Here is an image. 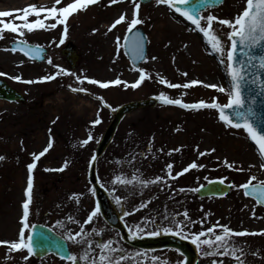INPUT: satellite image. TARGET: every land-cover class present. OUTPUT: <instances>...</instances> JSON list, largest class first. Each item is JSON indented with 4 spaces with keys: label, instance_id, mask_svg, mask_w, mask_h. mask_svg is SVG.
I'll return each mask as SVG.
<instances>
[{
    "label": "rangeland",
    "instance_id": "obj_1",
    "mask_svg": "<svg viewBox=\"0 0 264 264\" xmlns=\"http://www.w3.org/2000/svg\"><path fill=\"white\" fill-rule=\"evenodd\" d=\"M71 2V0H69ZM55 0H0V11H15L30 5L51 7ZM110 0H100L96 5H90L86 11L74 13L68 21V34L65 42L59 45L63 26L55 30H36L26 33L29 43L39 44L48 49L45 61L41 64L30 63L16 54L3 51L8 44L20 39L16 34H5L0 40V76L9 86L18 90L26 98L22 104L0 102V241H14L18 238L22 203L27 181V165L33 162V154H39L47 147L50 139L52 148L39 161L34 176V203L32 205L30 223L40 221L52 226L60 235L61 228L56 227L57 220L69 215L82 220L91 205V199H84L77 205L73 200H67V195L84 188L89 191L87 168L96 142L108 125L111 114L108 108H103L100 101L83 93H72L69 85L77 87L75 77L59 76L56 80L39 84H23L9 77L21 76L25 80H36L45 75L53 74L56 68L47 63L51 58L58 65L79 76L96 79L101 82L117 78L134 83L139 73L126 59L123 49L116 50V37L121 38V45L127 32V23L118 25L112 32L108 27L126 14L130 22L133 14L131 0L111 5ZM245 7V0H225L215 9L205 11L202 15H215L218 19H234ZM140 17L144 23L138 25L144 30L148 44L147 62L139 67L151 77L139 88L131 89L123 85L100 89L93 85H83L93 96H101L116 108L126 102L158 96L164 92L171 98H182L185 103H198L201 100L212 102L216 98L220 103L227 102V96L211 88H204L203 83L218 84L228 88L226 68L219 63L216 55H210V48L205 43L202 34L188 31L189 26L181 18L170 12L166 6L157 7L155 0L142 4ZM6 22L12 18H3ZM30 22L34 18H29ZM179 21V23L177 22ZM16 23H20L19 20ZM219 32L227 33L226 27L214 24ZM55 40L56 44H52ZM71 43L80 55V60L74 70L60 53L61 48ZM224 43L227 41L226 35ZM187 45V47H184ZM152 57H156L155 60ZM173 58H175L173 60ZM183 73H187L184 76ZM171 83L184 84L192 80L202 83L191 89H169L158 83L157 77ZM186 93V94H185ZM99 111L102 123L92 127V121ZM58 117V119H57ZM55 121V123H53ZM179 129V131H177ZM91 133L93 140L87 146H81V141ZM151 145V151L146 149ZM197 147L201 152L216 149L210 156L198 157ZM179 149V151H175ZM162 150V151H161ZM172 152L169 156L167 153ZM139 153L140 155H136ZM136 155V168H139L145 178L165 176L166 165H174L173 174L181 171L192 162L205 167L191 170L177 180H169L171 188L166 185L151 186L148 190L163 188L165 196H159V202L168 196L174 202V213L187 210L192 220L207 219L203 225L192 226L193 232L206 229L217 221L235 231L264 230V209L252 199L243 195L239 185L246 183L250 175H257L258 180H264V171L260 170V157L242 130L227 128L219 121L218 114L212 109L199 111L183 110L175 107L157 105L131 113L120 123L112 144L106 154L100 158L97 172L102 184H106L107 171L110 175L121 170L115 163L117 160H129ZM145 157H147L145 159ZM243 167L246 171L239 172L225 168L222 161ZM67 162L63 172L45 171L44 169H59ZM249 165H255L247 171ZM129 164L123 168L124 174L131 176L136 171ZM227 177L225 183L233 184L230 192L222 198L198 199L196 192H179L178 189H193L202 186L213 179ZM62 180L61 183L58 180ZM111 180L109 179L108 182ZM53 184L59 188L53 190ZM152 188V189H151ZM129 190H132L129 187ZM47 191L48 201L43 204L41 198ZM138 191V190H137ZM59 200L63 204L60 209L52 207ZM171 205V204H170ZM83 211L79 214V210ZM203 209V211H201ZM255 210V217L253 216ZM182 219V217H177ZM62 220V221H64ZM161 219H159L160 221ZM32 224V223H31ZM240 246L249 252L256 251L257 256L249 255L247 264H264V236H246L236 238ZM73 254L79 255L80 247L69 242ZM160 264H179L182 257L177 252H160ZM0 264H25L17 253L9 254L6 246H0ZM30 264H67L54 256L42 259L30 258ZM198 264H210V258L199 252ZM228 264V261H225Z\"/></svg>",
    "mask_w": 264,
    "mask_h": 264
},
{
    "label": "snow or ice",
    "instance_id": "obj_2",
    "mask_svg": "<svg viewBox=\"0 0 264 264\" xmlns=\"http://www.w3.org/2000/svg\"><path fill=\"white\" fill-rule=\"evenodd\" d=\"M99 2L100 0H71V2L69 0H55L54 5L51 7L34 4L15 11H0V40L5 39L6 33L16 34L17 37H20V39L14 42L13 47L4 48L3 51L12 53L21 52L31 60L43 59L44 49L39 45L33 46L23 39L26 33H33L41 29L50 31L55 30L58 26H63V32L57 46L62 45L69 31V18L74 13L86 11L90 5H96ZM122 2L124 0H110L109 6ZM131 3L134 10L130 22L126 21V14H121L108 27L105 35L112 32L113 29H116L122 23H127L128 33H132L138 25L144 23L140 17V9L144 0H131ZM220 3H223V0H155L157 7L166 6L170 12L182 17L184 21L194 26L189 27L188 31H196L202 34L205 43L211 50L209 54L216 55L219 63L226 68V77L229 83L228 88L218 84L208 83H203V87L206 89L211 88L218 93L224 94L227 96V102L222 104L216 98H212V102L201 100L198 103H185L182 98L174 99L164 92L155 96L154 99L163 105L178 106L185 110H215L218 113L219 121L227 128L243 130L247 138L254 142L258 148L261 161L259 165L260 170L264 171V115H258L254 108V105L257 103V97L264 98V0H245V7L234 19H218L215 15L211 14L207 16L202 15L204 10L215 7ZM5 17L12 19L6 22L3 19ZM30 17L34 18L31 22ZM17 20L20 23H16ZM177 22L179 23V21ZM214 24L226 27L229 31L222 34L214 28ZM225 35L230 44L226 45L224 43ZM115 43L117 52L120 51L122 46L125 54H130L132 57L133 71L139 73V78L134 83L129 84L119 78L101 82L96 79L87 78L86 76L82 77L58 65H54L51 58L47 59V63L56 68L53 74L45 75L36 80H25L19 75L9 78L23 84H39L54 81L59 76H73L78 86H68L72 93H83L92 96V99L100 101L103 108H109L110 105L104 101L103 97L93 96L83 85H93L100 89L123 85L125 89H137L145 81L151 79L144 69L136 66L137 61L147 62L144 54L145 37L139 32H136L133 36L126 35L123 45H121V38L119 36L116 37ZM52 44H56V41L53 40ZM184 47H187V45ZM152 59L155 60L156 57H152ZM4 75L6 74L0 72V76ZM183 75L187 76V73H183ZM157 80L158 83L169 89H191L194 85L202 83L198 80H192L184 84L171 83L159 76ZM245 92H248V96H245ZM101 123L102 120L98 111L96 119L92 121V127ZM92 140L93 136L89 133L87 138L80 142L81 146H87ZM52 146L53 144L50 139L47 147L38 155L33 154V162L27 165L28 175L24 191L25 199L22 203V217L19 221L21 226L19 228L18 238L14 241H0V246H6L9 254H19L25 264H30V258L37 255V239H43L42 236H39L34 231L37 225L30 223L31 209L34 203L33 172L37 168L36 161H39ZM148 150L151 151V145H149ZM175 151H179V149ZM196 151L198 152V157H205L212 155L216 149L213 148L210 151L201 152L197 147ZM136 155L140 154L137 153ZM136 155H131V159L126 161H115L121 171L118 174H114L110 181L112 185L111 194L115 204L120 205L122 208L129 199L137 195V190L138 194L142 197L144 190L149 189L151 186L166 185L171 188L172 185L169 183V180H177L191 170H199L205 167L194 161L174 175V165L168 163L166 165V178L165 176L157 175L155 178L148 179L144 177L143 172L139 168H136ZM167 155L171 156L172 152L167 153ZM4 159V156H0V161ZM96 159L95 155L90 158L89 168L94 171V180L99 182L101 177L93 168ZM125 164L136 168V171L130 177L123 172ZM222 165L229 170L246 171L243 167L237 166L234 162L230 163L227 159L222 161ZM67 166L66 162L59 169L44 170L63 172ZM253 167L255 165H249L247 171L250 172ZM226 179L227 177H224L215 183L224 185ZM210 183L213 182L210 181ZM101 187H103V184H101ZM129 187H131L132 191H128ZM227 187L234 188L236 186L230 183ZM238 188L243 190L245 197L252 198L258 206H264V180H258L257 175H250L247 182L239 185ZM121 190L127 193L124 197L116 194L117 191ZM162 190L163 188H161ZM89 191L95 196L96 189L94 187L90 188ZM178 191L181 193L186 191L199 192L200 188H180ZM80 199V194H72L70 196V200H73L77 205H79ZM151 202V199H141L138 205L133 206L129 210L122 211L121 220L136 215L137 212L147 208ZM59 207L60 205L58 204L57 208ZM101 214V206L99 203H96L95 207L88 212L83 222L73 215H69L64 221L57 220L56 227L64 231L62 240L77 245L82 249V252L77 255L63 248L60 260L66 261L67 264H144V261L148 259L147 254L140 251L129 253L120 243L123 237L119 236V233H117L119 239L106 238L109 235L106 228L100 227L97 224ZM255 215L256 213L253 209V216L255 217ZM177 217H182V219H178ZM206 219L207 216L201 221H194L191 219L189 212L184 210L183 212H176L174 215H169L167 212H164L162 213V219L160 221H157L156 217H146L139 223L131 226L125 220V227L128 230L127 239L136 240L143 238L145 234L153 237L164 234L180 236L181 239H190L191 244L195 246L198 252L206 258H210V264H225L226 260L228 264H247V257L249 255H259L256 251L249 252L245 247L240 246L236 238L264 236V230L259 232L247 230L235 231L227 225L220 224L219 221L206 229L202 228L198 232L191 230L192 226L197 223L203 225ZM71 225L77 226L78 230H74L70 227ZM156 260V257H152L150 264H155ZM179 264H183V262H179Z\"/></svg>",
    "mask_w": 264,
    "mask_h": 264
},
{
    "label": "water",
    "instance_id": "obj_3",
    "mask_svg": "<svg viewBox=\"0 0 264 264\" xmlns=\"http://www.w3.org/2000/svg\"><path fill=\"white\" fill-rule=\"evenodd\" d=\"M150 0H144V4L148 3ZM224 1V0H223ZM221 4V3H220ZM218 4L217 6H219ZM215 6V7H217ZM214 8V7H211ZM205 11V10H204ZM136 32H139L142 36L145 37V45H144V54L146 56V45L147 40L146 36L143 32V30L140 27H137L133 30L132 33H127V36H133ZM124 43V42H123ZM14 46V43L10 45V48ZM62 55L66 57L67 61L70 63L71 68L74 69L75 65L79 59V56L77 55L75 48L73 45L69 44L68 46H65L62 49ZM125 52V51H124ZM22 54L21 52H19ZM46 53V50H44L43 57ZM23 55V54H22ZM127 58L129 59L130 63L133 65L132 57L130 54H126ZM26 57V56H25ZM28 58V57H26ZM29 59V58H28ZM44 59V58H43ZM43 59L36 60L37 62L43 61ZM31 60V59H30ZM143 61H137L136 66H138ZM245 96H248V92H245ZM0 100H6L8 102H20L23 103L25 101V98L17 91L9 87L4 81L0 80ZM157 104H161L159 101H157L154 98H149L145 100H139V101H132L125 103L118 107L117 109L113 110L111 112L112 119L109 122L108 126L106 127L105 131L101 135L98 144L95 149L94 155L96 156V162L93 166L95 172H96V163L97 160L101 157V155L104 153L108 145L111 143L115 132L117 130V127L121 120L132 111L142 109L145 107H154ZM178 107V106H177ZM255 110L257 111L258 115H264V98L257 97V103L254 105ZM230 111V110H229ZM252 142V141H251ZM252 144L256 147L257 146L252 142ZM94 171L93 169L89 168L88 171V181L96 189L95 199L96 202L100 204L101 206V212L102 217L105 221H107L110 225L113 227H116L121 234L123 235V238L128 241L127 234L116 217L115 213L113 212L112 205L110 203V200L104 191V189L99 185V182H96L94 180ZM217 180L211 181L213 183H208L205 186L200 187V191L197 192V196L199 198L204 197H223L225 196L230 188L227 187V185H220L219 183H215ZM264 208V206H262ZM35 233L39 234V236H42L43 239L38 238L36 243V249H37V255L34 256L36 258H42L44 256H47L49 254H53L60 258V255L62 254L63 248H66L68 250V246L66 241L62 240L60 236L55 234L50 229L37 225L36 229L34 230ZM129 242V241H128ZM131 245L141 248V249H149V250H161L165 248H171L177 250L180 254L183 253L184 262L183 264H196L197 263V257L198 253L194 245L191 244V242L187 240H183L177 236L173 235H162L158 237H145V238H138L136 240H132L129 242ZM69 251V250H68Z\"/></svg>",
    "mask_w": 264,
    "mask_h": 264
},
{
    "label": "flooded vegetation",
    "instance_id": "obj_4",
    "mask_svg": "<svg viewBox=\"0 0 264 264\" xmlns=\"http://www.w3.org/2000/svg\"><path fill=\"white\" fill-rule=\"evenodd\" d=\"M106 176H107V178H109V176H110L109 170L107 171V175ZM58 181L61 183L62 180L59 179ZM104 188H105V190L107 189L106 191H107V193H108V195L110 197V200H111L112 204L114 205L115 212H116V214L119 217H121L123 210H129L133 206L138 205L139 202L141 201V199H143V200L151 199L152 200V202L148 205L147 208H144L140 212H137L136 215H134V216H130V217H126L125 218V220H126V222H127V224L129 226H131L133 224H136V223H139L141 220H143L146 217H156L157 221H159V219H162V213H164V212H167L169 215H174L175 214L174 213V208L175 207L173 208V205H172L173 204L172 202H174V200H172L170 196H168L162 202H159V196H165V193H167L164 190L159 191V190L155 189V190H150L149 191L148 189H146V190H144V194H143L142 197L138 194V191H137V195L134 198L129 199V201L126 204H124V206L122 208L120 205H116L115 202H114V199H113L112 194H111L112 193V185H111V183H107ZM52 189L53 190L55 189V191H57L59 188L56 186V184L55 185L53 184V188ZM128 191H132V190L128 189ZM47 193H48L47 191H44V195L45 196L41 198V203H43V204H45L48 201ZM75 193L81 195L80 202L81 201L84 202V199L89 200V198H90L91 202L93 203V206L95 207L94 202L92 201V194L90 193V191L87 192V191L81 190V191L75 192ZM116 194L120 195L121 197H124L127 193L125 191L121 190V191H117ZM58 204H60V201L56 200V205H58ZM75 211L77 213V210H75ZM81 212H84V211H81ZM81 212H79V214ZM86 216H87V214L83 213V217L85 219H86ZM76 218L78 219L77 216H76ZM84 218H82V220ZM82 220H80V221H82ZM125 220H121V222L124 225H125ZM37 223L44 225V223H42L40 221H37ZM97 224L100 227H105L106 228V231L109 234L106 238L119 239V237L117 236V233H119V232L116 229H114L111 226H109L101 218V216L99 217V219L97 221ZM71 227L74 230H78L77 226H75V225H71ZM126 230H127V228H126ZM127 232H128V230H127ZM119 236H121L120 233H119ZM144 236H149V235L145 234V235H143V237ZM120 243L128 250L129 253H135L137 251L146 253L148 259L144 261V264H150L152 257H156L157 258V260L155 261V264H160V257H159L160 252H170L171 251V250L145 251V250L133 248L130 245H128L127 243H125L123 240H120ZM80 250H82V249L80 248ZM171 252H173V251H171Z\"/></svg>",
    "mask_w": 264,
    "mask_h": 264
},
{
    "label": "bare ground",
    "instance_id": "obj_5",
    "mask_svg": "<svg viewBox=\"0 0 264 264\" xmlns=\"http://www.w3.org/2000/svg\"><path fill=\"white\" fill-rule=\"evenodd\" d=\"M0 102H2V101H0Z\"/></svg>",
    "mask_w": 264,
    "mask_h": 264
}]
</instances>
